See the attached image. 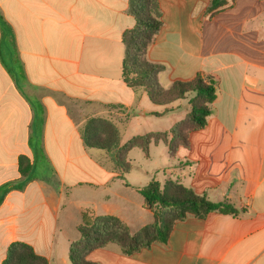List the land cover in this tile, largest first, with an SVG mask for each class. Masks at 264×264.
<instances>
[{
    "label": "crops",
    "instance_id": "1",
    "mask_svg": "<svg viewBox=\"0 0 264 264\" xmlns=\"http://www.w3.org/2000/svg\"><path fill=\"white\" fill-rule=\"evenodd\" d=\"M157 1L163 26L147 58L166 66L159 87L200 74L212 76L217 90L208 123L190 134L189 147L171 155L168 144L152 143L143 152L161 153L162 178L124 172L83 139L93 118L121 131L167 117L171 126L156 131L164 132L191 109L189 99L156 105L123 81L122 35L135 24L129 0H0L11 29L0 23V264L16 241L48 264H72L69 248L85 217L113 216L133 233L153 224L138 191L153 180L180 183L238 212L188 215L164 244L126 255L111 243L87 260L264 264V0H226L214 15L207 13L211 0ZM22 156L31 165L27 176Z\"/></svg>",
    "mask_w": 264,
    "mask_h": 264
},
{
    "label": "trees",
    "instance_id": "2",
    "mask_svg": "<svg viewBox=\"0 0 264 264\" xmlns=\"http://www.w3.org/2000/svg\"><path fill=\"white\" fill-rule=\"evenodd\" d=\"M226 4V0H211L207 13L214 15ZM129 11L135 18V24L122 35L125 47L123 81L129 88L144 89L150 101L156 105L189 99L191 109L186 118L170 131L135 136L124 145H121V131L112 122L101 118L90 119L83 130L85 146L106 150L114 166L124 172L130 170L125 159L134 148H140L148 155L152 143H165L169 145L171 155H175L179 147H189L190 134L207 125L211 105L217 98L215 82L211 83L214 79L209 75L203 77L198 74L193 80L176 81L170 88L161 89L157 78L165 71L166 66L152 63L147 58L148 50L163 26L158 1L129 0ZM0 23L3 28L11 30L1 16ZM0 56L4 59L2 51ZM20 170L23 176L30 174L31 165L27 157H20ZM138 191L147 207L153 211L154 223L133 233L116 217L100 216L93 220L85 217L78 228L81 238L71 243L69 248L72 264H96L87 260L88 255L111 243L117 244L126 255L149 248L154 243L164 244L175 223L188 215L203 218L213 211L223 214L238 212L227 202H212L206 196L196 194L192 189L172 180H167L164 185L153 180ZM2 264H48V260L39 255L31 245L16 241L9 246Z\"/></svg>",
    "mask_w": 264,
    "mask_h": 264
},
{
    "label": "rangeland",
    "instance_id": "3",
    "mask_svg": "<svg viewBox=\"0 0 264 264\" xmlns=\"http://www.w3.org/2000/svg\"><path fill=\"white\" fill-rule=\"evenodd\" d=\"M142 93L143 90H139ZM167 117L164 118H153L150 122L143 121H132L129 125L122 127L121 136L122 143H126L128 140L132 139L135 136H142L151 132L160 131L164 128H169L170 121L167 120ZM153 148L152 154L149 157H146L143 151L139 148L132 149L126 155V163L129 164L130 170L137 177H142L145 170L153 175L155 178H162L163 175V158L161 153L156 152ZM160 149H163L162 146ZM102 153L105 151L100 150ZM97 152V151H93ZM123 164V162H121ZM124 165V164H123ZM124 167V166H123ZM121 167V168H123Z\"/></svg>",
    "mask_w": 264,
    "mask_h": 264
},
{
    "label": "water",
    "instance_id": "4",
    "mask_svg": "<svg viewBox=\"0 0 264 264\" xmlns=\"http://www.w3.org/2000/svg\"><path fill=\"white\" fill-rule=\"evenodd\" d=\"M211 83H214V80H211Z\"/></svg>",
    "mask_w": 264,
    "mask_h": 264
}]
</instances>
